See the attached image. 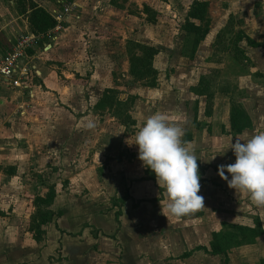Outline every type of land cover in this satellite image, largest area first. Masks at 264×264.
Returning <instances> with one entry per match:
<instances>
[{
	"label": "rangeland",
	"instance_id": "1",
	"mask_svg": "<svg viewBox=\"0 0 264 264\" xmlns=\"http://www.w3.org/2000/svg\"><path fill=\"white\" fill-rule=\"evenodd\" d=\"M57 1L59 0H0V14H2L0 21L4 23L13 21L12 27L8 26L4 30H0V52H3L9 43L13 42L20 34L32 33L41 36L35 52L39 56V60H42L45 66L50 67L49 70L54 72L52 75L55 86L54 88L50 86L51 88L48 90L54 96L49 95L48 99L42 101L43 104L40 103L36 106L37 118L39 122H46L48 121L47 115L51 116L55 112L54 110L66 113L71 107L84 111L85 107L92 106V112L79 125L78 139L68 147L69 158L63 164L67 167L73 161L76 163V155L81 154L83 164L87 162V166L96 167V175L94 177H78V181L83 179L92 181L88 186L89 189L85 190V188L79 187L74 191H63L65 187L68 188V182L62 181L65 179L63 174L59 175L57 172L51 174L52 170H47L45 173L48 175L40 178L36 175L32 177L31 172V175L27 177L28 191L20 193L13 189L7 192L6 197L10 199L9 202L5 204L0 202V217H6L0 219H7L8 222L10 220L9 225H4L5 228L14 229L15 227L16 230L21 227L22 232L20 233L23 235L25 230L30 232L29 228L32 226V218H35L37 207L41 213L46 212V209L52 211L51 218L47 215L51 219L50 225L55 223L56 219L59 220L58 213L61 209L66 208L72 213L74 202L79 201L80 205H75V207L80 209V214L74 216L81 218L82 233L88 231L94 239L99 236L103 238L118 237V233L122 236V232L126 233V229L121 230L119 221L125 203L120 206L119 199L125 194L135 198L132 209H136L143 202L153 203L167 200L164 189L157 185L155 179H149L152 175L150 171L145 172L146 168H144V174L141 175L142 164L137 159V148L133 144L135 133L138 131L137 118L142 125L147 116L154 113H164L167 116L170 110L172 114H175L178 113L180 106L181 110L185 107L191 112L188 120L182 122L181 127L184 129V133L190 125L191 118H194V128L201 131L202 135L217 136L218 138L220 134L234 136L238 130L233 125L240 127L246 125L247 122L248 126H254V123H258L259 120V115L255 116L251 112L256 101L250 99L238 86V77L247 73L246 69L250 63L246 62L247 59L245 60L244 52L240 47H234L232 42L234 37L233 33H229L230 30L228 32L221 30L217 33L225 24L226 18L223 15L225 12L222 10L223 4H225L224 0L205 1L207 7L204 20L201 22L192 20L202 29L211 27L210 37L207 40L204 37L200 43H197L195 49L192 48L194 37L184 31L183 25L189 7L194 0H63L74 2L76 9L74 14L63 24L50 55H44L48 50V45L45 50L42 49L43 41L46 44L48 37L43 35L53 27L45 33H33L28 24L29 4L44 8L49 16L50 10L59 5ZM145 6L148 7L147 11L144 9ZM6 9H9V14ZM2 17L5 18L4 21ZM226 25H229L228 22ZM128 42L150 46L157 50L158 54L153 59V68L157 72V84L153 88L155 90H151L130 76ZM132 53H138V51L134 49ZM38 62L36 61L37 67ZM200 80L208 82L205 86L207 89L201 94L197 91L198 88H201ZM56 84L60 86L59 90H56ZM201 86L204 85L201 84ZM221 89L231 92V95H219L218 91ZM139 94L140 96H137ZM42 105H45L48 111H44L43 108L41 111ZM94 106L98 109L97 112L93 110ZM59 107L61 108L58 109ZM226 107L229 111L228 123L220 125L219 121L224 117ZM197 109L200 113L203 112L206 117L199 123H195L198 118ZM213 109L218 113L217 122H215V125L218 126H215L214 130L208 122H205L213 113ZM235 113L237 116L240 113V120L237 124H235V118L232 117L231 120V114ZM58 115H55L56 118H59ZM169 117L176 118L174 115H169ZM170 121L175 123L172 119ZM28 124L30 126V122ZM205 127L206 132H204ZM46 131H50V133L43 135L44 140L41 143L37 139L34 140V151H39L47 146L56 153L58 143L53 139L59 133L54 132L51 127L46 128ZM205 136L203 138L209 141V138ZM190 137L191 133L188 131L182 137L186 141V147H188ZM215 143H212L213 147H217L218 142ZM18 147L26 149L28 144L23 141ZM102 147L106 148V156H98L97 160L94 158L95 156L91 157L92 153L89 151L92 150L99 155L104 154L103 149L100 150ZM193 149L190 151L194 153L196 150ZM45 163V161L42 162V165ZM49 167L53 169V166ZM58 167L56 166V169ZM138 174L142 176L139 179L136 178ZM69 187L71 186L69 185ZM198 194H201L200 191ZM37 198H48L50 203L47 204L48 199L47 203H45L46 201H35ZM125 210L127 209L125 208ZM251 210L250 208L249 212ZM258 211L254 210V213L251 211L250 217L260 215L264 221V208L260 207ZM109 213H112L111 219L113 220L107 218ZM148 214V212H141L140 215L147 217ZM241 214V212L238 213V215ZM16 219L19 222L15 221ZM13 220L15 225L12 224ZM235 220L239 221V219ZM247 220L249 218L240 221L243 225H248L246 224ZM123 222L126 223V220ZM133 224L136 225V222ZM49 225H42L41 229L43 230ZM262 225L264 222H261ZM140 226L142 228L140 233L146 239H151L152 225L147 222ZM218 226L220 227L218 234H235L239 237L232 245L228 244L226 250L228 252L253 242V234L245 237L246 240L243 241L240 235H248V231L245 233L231 227L235 225L225 222ZM255 226L254 222L253 227L249 229L254 232L258 231ZM172 234L177 236L173 232ZM75 235L80 236L77 233ZM0 237H2L0 240L2 246L0 264H9L1 255L2 249L7 247L11 251L16 242L11 233ZM22 237L23 242L30 239L29 234L28 237ZM48 240L49 242L46 243L45 236L44 241L39 245L44 248L48 247L49 243L48 252L46 250L43 252L44 255H47L45 259L33 252L28 254L30 255L28 259H20L19 264H63L64 261L66 262V258L61 256V252L55 250V247L58 246L56 240L54 241L50 237ZM84 240L87 241V237ZM85 241L81 245L82 249L86 248L87 251L93 249V252H100L97 247L106 250L104 245L110 243V241H104L96 247V244L91 246L90 242ZM102 241L99 240L98 244ZM221 243L223 242L221 241ZM64 244L66 251L74 250L71 241H65ZM206 252L214 256L209 253L210 247ZM34 255L37 257L36 260H34ZM226 257L225 255L224 258L227 260ZM119 258L113 255L107 264H123L120 263ZM218 261V258H213L210 260V264H224L222 260L219 261L220 263ZM150 262L153 263L154 259H151Z\"/></svg>",
	"mask_w": 264,
	"mask_h": 264
},
{
	"label": "crops",
	"instance_id": "2",
	"mask_svg": "<svg viewBox=\"0 0 264 264\" xmlns=\"http://www.w3.org/2000/svg\"><path fill=\"white\" fill-rule=\"evenodd\" d=\"M224 3L222 10L225 12L223 13L224 18H226L225 24L220 30L218 29L217 33L221 30L224 32L230 30L229 33H233L234 40L238 44L237 47H240L244 52L245 60L247 59L246 62L250 63V66L246 69L247 73L238 77V86L250 99L256 101V105L251 112L255 116L256 114L259 115L258 123H254V126H246L242 130L237 131L234 136H222L220 134L218 138L217 136L202 135L201 131L195 130L194 118H191L190 125H188L185 133L187 131L191 133L190 140H188V148L192 151L195 148L196 151L193 154L199 159L197 162L199 164L200 195L204 197V209L196 210L180 218H174L163 210L167 200L153 203L143 202L136 209H132L135 198L132 195H128L130 200L125 202L122 208V217L119 221L121 230L126 229V233L122 232V236L118 233V237L107 236V238H103L99 236L97 239L91 237L88 231L81 232V218H75L74 216L80 214V209L75 207V205H80L79 201L74 202L72 213L66 208L61 209L59 220L57 221L56 219V222L52 223L53 225L48 224L49 226L43 228L44 235L41 242L44 241L45 236L46 243L49 242L48 237L54 241L56 240L58 246L55 247V250L60 251L61 256L66 258V262L64 261L63 264H107L113 255L118 256V258L120 257L119 261L123 264H210V260H213V258H218L219 261L222 260L224 264L226 261L227 264H264V234L254 237L253 242L247 243L241 246V248L232 249L230 252L226 251L227 260L224 258L225 255L211 256L206 252L209 250L212 234L218 233V228H220L218 224L226 222L230 225L252 228L257 218L260 222H264L260 218V215L250 217V212L254 213V210L259 212L260 207L255 206L244 192L228 188L226 182L222 181L217 175L218 165L234 162L235 158L231 150L228 149V142L230 140L238 138L243 141L253 134L264 132V0H224ZM6 11L8 14L10 13L9 9H6ZM227 22L229 25H226ZM11 23L13 21L5 23L0 21V30H4L8 26L12 27L13 24ZM210 29L211 27L209 26L204 38L205 40L211 35ZM59 33L48 37L46 44L43 41L42 49L45 50L46 45H48V50L44 55H50V52L54 49L53 46L56 44L55 40H58ZM49 68L45 66L42 60H39L37 76L33 77L30 84V96L26 92L20 94L17 90L10 92L2 91L0 93V202L3 204L8 203L10 200L6 197L7 192L13 189L20 193L28 191L27 177L31 175V172L32 177L36 175V177L40 178L48 175V173H45L47 170H52L51 174L56 172L59 175L63 174L65 179L62 181L66 180L68 182V188L66 189L65 187L63 191H74L79 187L85 188V190L89 189L88 186L91 185L92 181L89 179L78 181V177H94L96 175V167L87 166V162L83 164V156L81 157V154L76 155V163L73 161L67 167L63 164L69 158L68 147L78 139V134H80L79 125L92 112V106L90 107L91 109L85 107L84 111L71 107L66 113L54 110L55 112L51 116L47 115L48 121L46 122H39L37 118L36 106L40 103L43 104L42 101L48 99L49 95H53L51 91L50 93L48 92L49 88H54L55 86L52 75L54 72L49 70ZM56 88V90H59L60 86L56 84ZM150 89L155 90L153 88ZM218 93L219 95H231V92L225 89L219 90ZM137 96H140V94ZM42 108L44 111H48L45 105L41 106V111H43ZM93 110L97 112L98 109L94 106ZM190 113V110L188 111L187 108L184 107L181 110L179 106L178 113L175 114L181 115L172 114L170 110L167 114L168 122L182 126V122L188 120ZM56 114L60 115H58L59 118H56ZM169 115H174L176 118L173 119ZM217 115L218 113L213 109L211 116L208 117L207 121L205 120V122L210 124L212 130L215 129V126H218L215 125ZM197 117L195 123L206 119L204 113H200L199 109H197ZM170 119L174 120L175 123H172ZM228 119L229 111L228 107H226L224 117L219 121L220 125L228 123ZM136 121L137 129H139L141 126L140 120L137 118ZM37 123L38 125H35ZM49 127L53 128L54 132L59 133L53 139L54 142L58 143V147L55 150L56 153L51 151L47 146H44L42 149L40 148L41 150L39 151H34V140L37 139L41 143L44 140L43 135H49L50 131H46V128ZM205 129L206 127L204 128V132H206ZM204 136L209 138V141L203 138ZM23 141L28 144V148L23 149L18 147ZM213 142H216L215 144L218 142L217 147L212 146ZM102 149L103 147L100 148V150ZM105 150L106 148L102 150L104 154L100 155L93 150L89 152L92 153L91 157L95 156L94 158L97 160L99 157L106 156ZM44 161L46 163L42 165ZM50 165L53 166V169L49 167ZM56 166L59 167L56 169ZM144 171V167L141 166V175L144 174ZM141 177L139 174L136 176L137 179ZM94 182L96 184L95 180ZM56 186L58 187V184ZM250 208L252 210L249 212ZM141 212H148L149 214L145 217L140 215ZM240 212L242 214L238 215ZM111 214H106L107 218L111 219ZM247 218H249L247 220L248 223H246L248 225H243V219L246 220ZM235 219H239V221ZM124 220H126V223L123 222ZM15 221H12L13 225H15ZM9 222L7 219H0V236H6L11 233L16 242L11 251L3 246L4 249H2L1 255L5 261L9 264H19L21 262L19 261L20 259H28L30 257L28 254L33 252L36 255L39 254L44 259L47 257L43 252H45L44 250L48 252L49 243L47 244L48 247L43 248L42 245L40 247L41 242H34L32 234L28 230H25L22 235L20 233L22 232L21 227H18L16 230L14 226V229L5 228L4 225H9ZM134 222H136V225L133 224ZM147 222L152 225L153 234L151 239H146L140 233L142 229L140 225ZM262 228L264 230V225H262ZM172 232L177 234V236L173 235ZM75 233L80 234V236L75 235ZM28 234L30 239L27 240L28 242H23L21 237H28ZM86 237L87 241L84 240ZM1 239L2 237H0ZM99 240L103 241L98 244ZM65 241L72 242L74 248L72 252L65 250ZM83 241L90 242L91 246L96 244V247L104 241H110V243L104 245L106 246V250L97 247L100 252H93V249L88 251L86 248L82 249L81 245ZM1 248L2 246L0 245V251ZM235 254L239 257H236ZM12 255L14 257H10ZM36 255H34V260L37 259ZM151 259H154L153 263L150 262ZM219 261L218 263H220Z\"/></svg>",
	"mask_w": 264,
	"mask_h": 264
},
{
	"label": "clouds",
	"instance_id": "3",
	"mask_svg": "<svg viewBox=\"0 0 264 264\" xmlns=\"http://www.w3.org/2000/svg\"><path fill=\"white\" fill-rule=\"evenodd\" d=\"M184 134L179 124L169 123L163 113H154L145 118L133 143L137 159L164 189L167 201L163 210L174 218L205 208L204 197L198 194V159L185 146ZM228 149L234 162L218 165V177L228 188L244 192L255 206L264 208V132L243 141L232 139Z\"/></svg>",
	"mask_w": 264,
	"mask_h": 264
},
{
	"label": "trees",
	"instance_id": "4",
	"mask_svg": "<svg viewBox=\"0 0 264 264\" xmlns=\"http://www.w3.org/2000/svg\"><path fill=\"white\" fill-rule=\"evenodd\" d=\"M21 1V0H20ZM146 7V6H145ZM144 9L147 11L148 7ZM207 7V3L205 1H199V0H194L188 10L187 16L185 18V21L183 23L184 25V31L192 34L194 37L193 40V49H195V46L197 43H200L201 40L206 36L208 32V27L205 29H202L199 25H196L195 23L192 22V20H197L199 22L204 20V14L205 10ZM23 9V8H22ZM29 10L30 12L28 13V24L30 26V29L33 33H45L48 29L52 28L55 24V22L46 14L45 10L39 7H36L34 4H29ZM148 18V15H147ZM234 43V47L237 48L236 46V40L232 41ZM236 43V44H235ZM128 52L130 54V57L128 59L129 61V74L132 76L135 80H138L144 84V86L149 87V88H155L156 87V77H157V72L153 68V59L154 57L158 54L157 50L154 49L153 47L150 46H145L141 44H135L128 42ZM136 49L138 53H132L133 50ZM242 54V52L240 51ZM207 81H203L199 83V86L201 88H198L197 91L198 93L204 92L207 88ZM203 84L204 86H201ZM237 111V110H235ZM238 112V111H237ZM235 114H231V120L232 117L235 118V124L240 120L239 116ZM248 126V123L246 122V125L240 126L239 125H233L238 131L242 130ZM149 171L146 169L145 172ZM150 180L155 179L154 175L152 174L149 177ZM48 198L45 199H40L37 198L35 201H40V202H45ZM129 199V196L125 194L121 199H119L120 206H122L127 200ZM50 199H48L45 203L49 205ZM60 215V213H58ZM47 215L51 218L53 215L52 211L46 209V212L41 213L40 209L37 207L36 208V213H35V218H32V226L29 228V231L32 234V239L34 242L39 243L43 240V235L44 231L41 229L42 225H47L51 222V219L47 217ZM255 228H258L256 232L254 230L252 231L251 229L247 227H235L231 226L232 228H236L239 231H243L247 233L248 235H240L241 239L244 241L246 240L245 237H249L251 234H253V238L260 236L264 234V230L262 229L261 222L256 219L255 220ZM238 235L235 234H230L226 235L223 234H218V233H213L212 234V240L209 244L210 247V254L212 255H225L227 246L228 244H233L236 239H238ZM253 240V239H252ZM221 241L223 243H221Z\"/></svg>",
	"mask_w": 264,
	"mask_h": 264
},
{
	"label": "built area",
	"instance_id": "5",
	"mask_svg": "<svg viewBox=\"0 0 264 264\" xmlns=\"http://www.w3.org/2000/svg\"><path fill=\"white\" fill-rule=\"evenodd\" d=\"M59 4L50 10L49 16L55 22L53 28L44 37H51L59 33L63 24L74 14L76 4L74 2L57 1ZM41 36L32 33H23L0 52V93L2 91H15L30 96V84L33 77L37 76L36 61L39 56L35 52L37 42Z\"/></svg>",
	"mask_w": 264,
	"mask_h": 264
}]
</instances>
